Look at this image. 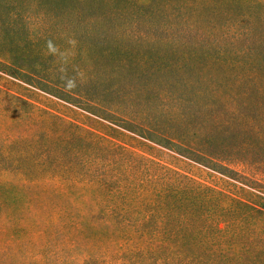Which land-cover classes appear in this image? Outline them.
I'll use <instances>...</instances> for the list:
<instances>
[{
  "label": "trees",
  "instance_id": "trees-1",
  "mask_svg": "<svg viewBox=\"0 0 264 264\" xmlns=\"http://www.w3.org/2000/svg\"><path fill=\"white\" fill-rule=\"evenodd\" d=\"M63 2L70 19L107 31L84 45L53 39L48 21L25 24L18 60L0 58V73L107 125L0 85V261L264 264V124L205 157L151 137L160 94L137 82L188 69L264 104V0ZM117 129L228 181L202 180Z\"/></svg>",
  "mask_w": 264,
  "mask_h": 264
},
{
  "label": "rangeland",
  "instance_id": "rangeland-1",
  "mask_svg": "<svg viewBox=\"0 0 264 264\" xmlns=\"http://www.w3.org/2000/svg\"><path fill=\"white\" fill-rule=\"evenodd\" d=\"M68 12L63 0H0V58L18 60V41L25 24L34 27L48 21L47 26L53 39L63 38L84 45L95 43L108 29L98 21L77 23L68 17ZM137 82L160 94V98L154 96L151 99L155 105V109L150 113L155 114L148 119L154 134L151 137L157 141L167 140L178 148L191 150L205 157L229 146L249 130L264 124L262 102L233 92L223 84L188 69L166 68L147 72L139 75ZM0 85L15 92L29 90L41 102L52 105L56 110L81 122L97 120L76 107L34 90L2 73ZM101 123L107 125L103 121ZM117 130L150 147L153 154L160 156L164 161L185 169L202 180L228 181L222 175L192 163L174 152L123 130ZM239 170L242 171L241 168ZM4 242L5 237L0 234V254ZM20 263L21 261H18L15 264ZM0 264L14 263L3 260Z\"/></svg>",
  "mask_w": 264,
  "mask_h": 264
}]
</instances>
